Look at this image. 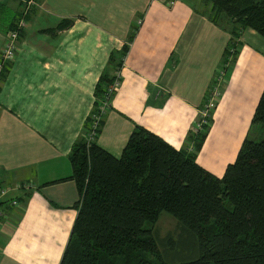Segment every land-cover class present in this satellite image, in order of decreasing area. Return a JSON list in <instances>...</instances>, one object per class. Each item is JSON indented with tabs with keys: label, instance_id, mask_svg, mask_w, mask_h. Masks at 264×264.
Segmentation results:
<instances>
[{
	"label": "crops",
	"instance_id": "crops-1",
	"mask_svg": "<svg viewBox=\"0 0 264 264\" xmlns=\"http://www.w3.org/2000/svg\"><path fill=\"white\" fill-rule=\"evenodd\" d=\"M27 1L1 3L0 55L7 24L21 17ZM35 1L0 81V188L32 185L9 191L18 205L0 202V264H61L80 197L76 183L67 180L69 154L83 138L110 54L131 33L136 32L120 84L97 139L116 157L137 126L178 150L188 148L206 96L224 72L221 99L197 157L221 178L249 134L264 90V37L243 30L235 39V64L225 65L237 26L227 18L220 26L213 23L203 0L200 7L189 0Z\"/></svg>",
	"mask_w": 264,
	"mask_h": 264
},
{
	"label": "trees",
	"instance_id": "trees-1",
	"mask_svg": "<svg viewBox=\"0 0 264 264\" xmlns=\"http://www.w3.org/2000/svg\"><path fill=\"white\" fill-rule=\"evenodd\" d=\"M203 1L211 6L213 23L218 25L219 19L227 18L237 26L223 56L224 64L231 67L238 58L235 39L243 30L252 29L264 37V0ZM17 17L9 20L7 33L17 29ZM70 25L62 23L59 28ZM135 34L129 35L120 51L110 54L95 88L85 135L92 131L94 116L101 114L103 103L115 97L109 89L121 78ZM212 117L210 113L206 119L199 118L207 124L202 130H191L184 150L137 126L121 156L116 157L97 142L103 120L93 141L79 139L69 154L72 176L67 180L76 183L80 197L61 264H152L149 256L162 262L154 227L163 212L199 241V258L180 264H264V90L249 134L221 178L197 163ZM11 201L5 202L9 205ZM163 246L171 252L176 244L169 236Z\"/></svg>",
	"mask_w": 264,
	"mask_h": 264
},
{
	"label": "built area",
	"instance_id": "built-area-1",
	"mask_svg": "<svg viewBox=\"0 0 264 264\" xmlns=\"http://www.w3.org/2000/svg\"><path fill=\"white\" fill-rule=\"evenodd\" d=\"M3 1L4 0H0V4ZM34 5H36L35 0L27 1V6L23 10L21 17L19 18V20L16 23L17 29L9 32L7 37H6V40H5L4 46H3L2 51H1V55H0V81L2 79V76L5 72L7 65L9 63H11L15 58L16 50H17V44H18V41L20 38L19 37L20 32H21V30H25L27 28L25 16L28 13V11ZM141 24H142V21L139 20L138 25L140 26ZM223 77H224V72L215 78L213 89H212L211 94H210V99H209L207 105L204 107V109L200 110V118L206 119L210 113H213L216 110L218 103L221 99V91H220L219 85L222 83ZM119 84H120L119 81H116V83L110 87L109 92H111V93L116 92ZM111 104H112L111 100H108L106 103H103V105L101 106V114L94 116L95 121H94V124L92 126V131L89 132L88 135L84 134L83 138H86L89 142L94 140V138L96 136V130L99 126V123L103 120L104 115L110 109ZM205 124H207L206 120H204L201 123H200V121H197L195 126H194V130L195 131L202 130L203 125H205ZM31 186H32L31 184H24L23 186L17 185L14 188H6V187L0 188V202L8 201L9 191L17 190L20 188L22 189V187H25V189H29V188H31ZM9 200H12L9 203V206L18 205L17 200L12 199V198H10ZM3 216H4L3 210H0V221L3 218Z\"/></svg>",
	"mask_w": 264,
	"mask_h": 264
},
{
	"label": "rangeland",
	"instance_id": "rangeland-1",
	"mask_svg": "<svg viewBox=\"0 0 264 264\" xmlns=\"http://www.w3.org/2000/svg\"><path fill=\"white\" fill-rule=\"evenodd\" d=\"M189 2L196 7H200L198 0H189ZM204 11L207 12L208 9L205 8ZM9 15L7 16L9 17ZM6 21L7 20H4V22ZM222 21L223 18L219 19V26ZM3 29H5V25H3ZM197 121H199V119ZM169 236L173 238L176 244V247L172 249L171 252L166 251L163 246V243H166ZM154 238L156 242H158L157 244H159L163 261L161 262L155 257L149 256L150 262L152 263L153 261L152 264H180L195 260L200 256L197 236L191 233L184 225L180 224L176 218L166 212L161 214L158 223L154 227Z\"/></svg>",
	"mask_w": 264,
	"mask_h": 264
}]
</instances>
